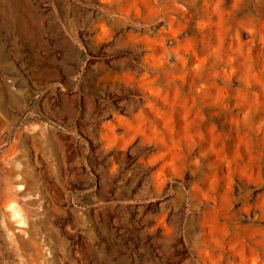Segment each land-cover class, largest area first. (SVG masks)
Returning <instances> with one entry per match:
<instances>
[{
    "label": "rangeland",
    "instance_id": "374dc122",
    "mask_svg": "<svg viewBox=\"0 0 264 264\" xmlns=\"http://www.w3.org/2000/svg\"><path fill=\"white\" fill-rule=\"evenodd\" d=\"M0 264H264V0H0Z\"/></svg>",
    "mask_w": 264,
    "mask_h": 264
}]
</instances>
